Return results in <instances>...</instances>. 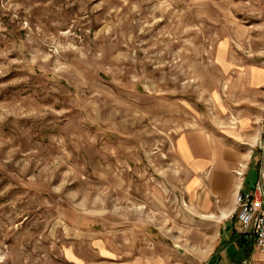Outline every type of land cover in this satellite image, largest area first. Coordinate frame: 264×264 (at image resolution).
Here are the masks:
<instances>
[{
    "label": "rangeland",
    "instance_id": "1",
    "mask_svg": "<svg viewBox=\"0 0 264 264\" xmlns=\"http://www.w3.org/2000/svg\"><path fill=\"white\" fill-rule=\"evenodd\" d=\"M247 147L264 0H0V264H264L201 205Z\"/></svg>",
    "mask_w": 264,
    "mask_h": 264
},
{
    "label": "crops",
    "instance_id": "2",
    "mask_svg": "<svg viewBox=\"0 0 264 264\" xmlns=\"http://www.w3.org/2000/svg\"><path fill=\"white\" fill-rule=\"evenodd\" d=\"M248 127L250 126L245 124L244 131ZM244 143L246 142H242L243 145H245ZM246 150H248V153H246ZM246 150H242V160L241 162L239 161L240 163H234V161H230L229 159L225 160L223 157H219L215 154L211 157L209 156L208 161L203 163L201 169H203L205 164L207 167H210L208 178V191L210 194L204 193V195L201 196V205L204 212L212 213L214 210H217L223 215V218H226L227 216L229 217L235 211L234 196H236L238 192L249 191L254 185L256 182V170L250 165V149L247 147ZM238 164H241L242 166V169H238L242 174V176L240 175L241 178L237 177L236 172L234 171ZM211 197L215 198V203H213ZM226 221L228 223L231 222L229 219ZM228 225L229 226L226 227V234H234V239L241 235V228L235 229L233 224Z\"/></svg>",
    "mask_w": 264,
    "mask_h": 264
},
{
    "label": "built area",
    "instance_id": "3",
    "mask_svg": "<svg viewBox=\"0 0 264 264\" xmlns=\"http://www.w3.org/2000/svg\"><path fill=\"white\" fill-rule=\"evenodd\" d=\"M235 206L241 233L255 248L264 251V170L249 191L236 194Z\"/></svg>",
    "mask_w": 264,
    "mask_h": 264
},
{
    "label": "trees",
    "instance_id": "4",
    "mask_svg": "<svg viewBox=\"0 0 264 264\" xmlns=\"http://www.w3.org/2000/svg\"><path fill=\"white\" fill-rule=\"evenodd\" d=\"M237 240H239V243H241V244H244L246 241H245V238H244V236L243 235H240L239 237H237L236 238ZM238 246H239V244H238ZM240 247V246H239Z\"/></svg>",
    "mask_w": 264,
    "mask_h": 264
}]
</instances>
